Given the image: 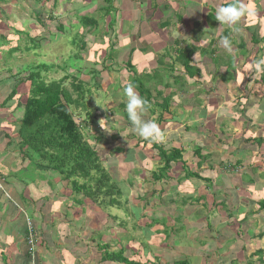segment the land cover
<instances>
[{"label": "rangeland", "instance_id": "1", "mask_svg": "<svg viewBox=\"0 0 264 264\" xmlns=\"http://www.w3.org/2000/svg\"><path fill=\"white\" fill-rule=\"evenodd\" d=\"M193 1L195 0H184L185 3L189 4H194ZM148 2L146 0H50L48 4L47 0H4V4L0 5V9L4 13L3 16L0 15V18L5 21V25L2 27L4 29L3 32L9 39H15V46H18L19 50H22L15 52L12 56L6 53L0 62L1 70L6 72L7 68L13 69L16 78H19L21 76H26L28 72L32 70V67L34 69L35 66L46 63L50 65V68L44 70L41 75L46 82L61 80L67 76L65 85L71 91H73L72 83H77V81H83L85 84L87 83L88 86L85 88L87 89L89 87L90 89V92L86 93V98L88 99V104H91L93 110L92 116H95V123L86 126L85 130L89 131L87 135L89 140L94 142L95 146L99 148L104 166L113 176V180L117 182L120 188L123 187V189H121L124 193L122 197L120 196L122 207H97L96 205L94 206L95 209L92 208L93 210H91V212H87L85 207L83 208L77 203V200L80 198L84 199L85 197L83 194L77 195L68 181L65 183L62 190L59 189L60 192L64 191L65 195H70L72 197L69 201L71 210H69L70 215H68V218H72L71 226L73 230L83 226V231L85 233V235L83 234V238L86 235L95 237V233L91 236V231L100 223L99 221H101L105 225L107 223H109V225L114 223L113 225L119 226L118 235L120 238H126L124 242H126L127 238L131 239L129 242H139L140 238L145 239L142 226L140 224L138 225L140 220L133 212L130 215L127 214V210L131 211L133 209L134 203L136 202L133 196L137 197L136 193L142 194L147 192V195H149L150 201L146 203L147 205L143 214L151 216L153 219L150 220V223L155 224V216L160 218L164 215L163 212L167 211V206L159 200V195L168 194V190L169 194L175 197H177V195H179L178 197L183 195L189 196L193 189L196 195L200 194L201 191V195H206L209 190L207 189V185H210L211 187L213 186L210 190L209 196L211 197L208 202L209 204L207 203L210 206L212 205V196H224L225 193L222 192L221 189L227 187L224 179L218 178L217 182H212V180L216 177H220L219 173L221 172L223 174L237 172L236 169L230 168V170H227L219 166L220 170L211 174L212 170H216L214 159H212V169L209 170L204 168L194 171L199 176L190 182L193 184L188 185L190 187L180 183L177 179H174L175 182H173L171 181L172 178H169L162 182H155L154 188H157V192L155 195H151V186L146 182L153 181L152 170H157L159 157L157 155V150L151 149L150 146L152 144H150L149 147L139 145L140 138L138 136H132V134H136L133 133L132 127L128 124L124 116V109L120 107V104L125 103L126 100L123 96V89L129 83L132 84L131 76L134 75L133 71L126 66V61L128 60L131 48H134L135 57L137 58L134 64L135 69H137L135 73L138 75L146 72L151 73L154 71L155 65L158 64L161 67V63L157 60L159 56L165 52H168L170 56L169 60H174L175 56L171 57L172 54L174 55L176 48L173 39L175 38L174 36L181 35L179 31L181 26H179L178 29L173 28V25H179L177 20L181 19L183 25L182 33L184 38H188V42H191L193 39L190 30L194 28L187 18H180L181 16L178 15V11H174V9H169L168 11L160 9V11H156L154 6L158 5L155 4L153 6L150 1ZM52 5H55V8L52 7ZM107 6H112L110 13L106 12ZM51 12L53 19H51ZM180 12H183L182 8H180ZM176 13L177 19H175V21L174 15H176ZM80 15L95 17L99 25L97 27H84L81 24ZM149 15L152 17L149 18ZM172 18L174 20L171 22L172 24H170L172 28L169 27L170 30H172L171 32H173L172 37H150L149 42H147L145 41L146 37L144 35L141 38L136 36L132 28L142 24L140 27L142 30L146 27V21L153 30H157L159 25L158 23L156 25L155 22L170 20ZM40 20L42 23H40ZM62 20H66V23H64L68 30L64 33L57 31L55 26L58 21ZM202 23L204 25L202 27L200 25L197 26V31H204L206 30L204 28L208 27L206 20L203 18ZM243 30L245 34L250 33L247 27L243 28ZM222 32L223 29L218 27L214 31L212 30L211 32L205 33L200 44L207 50L209 43L206 41L215 40L218 38L217 36H221ZM29 34L33 36V39ZM245 34L230 35V39L233 38L237 42L236 44H232L231 53L233 52V48L236 50L242 49V54L246 56V58H244L245 65L242 66V68L246 66L244 70L237 71L236 67L238 64L237 59L241 53H228L219 42L215 45L216 56L219 59L217 60L216 58L215 60L216 66L212 64V57H206V55L200 57L197 55L198 57L195 56V63L201 68V72L195 78V81L188 78L187 74L180 72L183 76V80L185 79L187 82L184 80V85L182 89H180L182 90V94H180L176 102H173L171 109H175L178 112L182 111L181 113H183L184 120L187 121V124H191L194 131H198V135H196L194 139H186L189 133L185 137V131L181 128L182 122H176L174 119L171 120V115L166 114L165 121L158 123L157 118L158 114L162 112L161 107L157 108L158 114L152 115L151 112L153 111L149 109L144 117L145 119L154 120L159 125L164 135V140L160 143L165 149L172 150V148L180 147L182 143V148L184 149L183 155L185 159H187V167L190 169L194 168L192 165V156H197L195 155V150L199 148L202 149V156L200 158L197 156V158L201 159L199 160L202 163L201 166L206 162L208 163L209 158H214L215 155L221 158L232 159L231 156L234 150L230 151L229 147L233 146L234 143L227 141L230 139V133V137H234L232 133L235 128H244V130H246L244 133L246 137H249L247 134L260 136V133H257V131L259 129L264 130L263 123L262 127L259 125L257 126L254 122V124H251L252 110L255 112L257 109L259 112L257 116H259L260 121L264 119V88L262 87L264 85V79H262V76L264 78V71L261 75L257 74V71H253L254 62H252V58H250V56L248 57L243 52L244 49L239 42L247 41V38L243 37ZM0 37V44L3 45L6 39L3 36ZM81 38H84L86 42L85 48H82ZM167 38H170L171 41H168ZM34 39L37 40L36 43H38V41L41 42L40 47H35L27 51L28 49L26 46L33 48L36 45L32 42ZM158 40H166V42H160ZM249 46L252 47V44L249 43ZM112 49L116 50L113 53L114 59H108L107 53L109 54ZM257 51V49L251 50L250 54L259 53ZM229 54H231L229 57L230 59L226 56ZM241 61H243V59L239 58L240 66ZM171 63L172 62H169V64ZM105 65L109 67L105 68ZM227 65L230 67V70H235L240 74V79L238 81L235 79L237 74H235L234 71V80H229L228 82L224 80ZM252 66L253 68H251ZM178 68L180 71L183 70L181 66H178ZM74 79L76 80L74 81ZM151 85L153 88L158 86L155 81H153ZM153 92L154 94L156 93L154 90ZM164 93L169 94L170 90L164 89ZM76 96L77 94L74 92V97ZM96 101L104 104L107 108L97 104ZM215 106L218 108L220 107L219 110H221V113H218L216 110V114H213ZM78 111L76 109V113L81 116L80 118L84 119L86 117V112L80 109ZM260 111L262 112L260 113ZM101 119H104L103 123L108 132L106 129L101 128L99 123ZM191 120H196V122H191ZM223 123L227 126H224ZM193 125H195V127H193ZM179 128L183 131L182 139L186 148L183 147V142L180 143L172 138L169 140L171 135L174 136V132L179 130ZM228 128L231 129L228 130ZM165 129H167L166 132ZM121 133H123V135ZM101 134L103 135L102 140L100 142L95 141V135ZM262 145H264V143L258 144L260 148ZM248 146L251 147L252 145L249 143ZM117 147H123L124 150L117 151ZM216 147L222 149V152ZM254 147H256V145ZM132 148L134 149L133 152L130 151ZM127 150L129 151L127 152ZM203 150L208 153L205 154ZM208 150H211L212 153ZM262 152L263 151L259 152L256 156L262 155ZM250 156L254 157L255 155L250 154ZM131 158L132 160H130ZM230 159L226 161L227 164H225V167L230 164L234 165L230 162ZM29 161L30 163L27 169H34V162L31 160ZM181 166V163L174 165L170 174L174 175L173 177L179 178L180 173H184V169H182L183 167ZM42 172H46V174H44L47 176V178L43 179L44 184L51 182L59 186V183H64L63 177L59 172L48 173L44 170H42ZM248 172L255 177L258 176L253 166L251 169L248 168ZM27 175L33 177V172L31 171ZM209 175V181L208 179L204 180V177ZM40 181V179H37L38 183H40ZM185 181L187 180L184 179L183 182ZM242 183H246V180H243ZM230 186L234 188L232 192L234 194H237V192L243 194V192L249 189L246 184L242 187H236L232 184ZM213 189L219 192L214 194ZM141 191L142 193H140ZM45 193L47 194V191H45ZM254 195L257 196L254 198H264V187L258 189ZM180 200L181 199H178V201ZM135 204L141 207L144 205L143 202H136ZM213 205H215V203H213ZM237 205L238 204L235 203V207ZM257 207L258 204H249L247 206V213L253 212L255 214L254 211ZM259 209H262L260 203ZM54 210L55 209H53V211ZM228 213H230V210H228ZM256 215L257 214H255V216ZM85 216H88V219H86ZM250 216H252V213H250ZM27 217V219L31 220L33 223L37 218L32 213L29 214V216L27 215ZM161 221V223H167L166 219ZM261 221H264V218L261 219ZM233 226L235 227V225H232V227ZM171 229V227H163L160 231H156L155 229V242H158L160 237L162 244H165L167 235L170 234ZM173 231L176 233V229ZM110 251H112V249H110ZM173 253L174 252H169L168 258H170ZM172 258L174 257L172 256ZM172 258L168 259V262H172ZM159 263V260L149 262V264Z\"/></svg>", "mask_w": 264, "mask_h": 264}, {"label": "crops", "instance_id": "2", "mask_svg": "<svg viewBox=\"0 0 264 264\" xmlns=\"http://www.w3.org/2000/svg\"><path fill=\"white\" fill-rule=\"evenodd\" d=\"M146 1H150L153 6L157 4L158 6H154L156 11H160V9L164 11L174 9V11L179 12L178 15L181 16L180 18H187L194 28L190 30V34L193 37L191 42L196 43V45L202 42L205 33L211 32L212 30L214 31L218 27H221L223 32L221 36H217L218 38L215 39L217 40L216 43H219L224 36L230 38L231 34H245L243 28L247 27L250 33L243 36L247 38V41L239 42V44L246 45L243 52L248 57L250 56V58H252L254 66L259 60L264 59V35H261V33L264 32V0H245V3L251 6L252 13L245 17L240 25H238V31L220 26L219 22L214 17L216 9L228 3L229 0H195L193 1L194 4L185 3L184 0ZM2 4H4V2H0V5ZM180 8L183 9L182 13L180 12ZM0 12V15L3 16L4 13L1 9ZM148 17L151 18L152 16L149 15ZM174 17V20L177 19V13ZM202 18L206 20L208 27L204 28L206 29L204 31H197V26L200 25L202 27L204 25L202 23ZM174 20L172 18L170 20L155 22L156 25L157 23L159 25V27L156 26L158 28L157 30H153L146 21V27L142 30L140 29L142 24L132 28L136 36L141 38L144 35L146 37L145 41L149 42L150 37H172L173 32H171L172 30H170L169 27H171L170 24H172L171 22ZM177 22L179 25H173V28L178 29V27L181 26L179 29L181 35L174 36L175 38L173 41L186 40L188 42V38H184L182 33L183 25L181 19H178ZM2 24L5 25V21L0 18V26ZM167 40L171 41L170 38H167ZM212 40L206 42L211 43ZM230 40L232 44L237 43L233 38ZM158 41L166 42V40ZM216 43L212 47H208V53L204 50L206 54H203L204 52H198L195 56L198 55L201 57L202 55H206V57H212V64L216 66ZM249 43L252 44V47L249 46ZM1 45L2 44H0V46ZM255 49H257L259 53L251 55L250 51ZM241 51L242 49L236 50L233 48L232 52L241 53L237 59V71H242L246 67L242 68V66L245 65L244 58H246V56L243 55ZM6 53L8 55V52L5 50L3 54H0V62ZM231 54L226 56L229 58ZM173 56H175V53L174 55L172 54L171 57ZM239 58L243 59V61H241V66L239 65ZM226 67V70L224 68L225 73L230 69L228 65ZM251 68H253V66ZM231 71L238 74L235 70L231 69ZM263 71L264 70L256 73L261 75ZM11 73L14 74L13 69H11L10 73L0 69V264H120L118 261L104 262V260H102V255L98 251V245L105 243L110 245L112 251L124 247L127 249L125 256L135 261H140L141 264H143L142 261L145 262L148 258L153 261L159 260V264H264V221H261V219L264 218V209H259V203L261 204L264 198H254L257 197L254 195L255 192L264 187V145L260 148L258 146L259 142H256L258 139L264 138V130L259 129L257 131V133H260V136L247 134L249 137H246V134H244L246 130H244V128H235L232 133L234 137L231 138L230 133V139L227 141L234 143L233 146L229 147L230 151L234 150L233 154L231 153L232 159L221 158L216 155L214 158L209 156L208 163H204L203 166H197L200 159H198L197 156H192V165L194 168L191 170L193 171L204 168L209 170L212 169V159H214L216 170H212L211 174L220 170L219 166L225 169V164H227L226 161H228V159H230L232 164L239 166H230L229 169H227L236 168V173H228V175L227 173L223 174L221 172L219 173L220 177H216L212 180V182H217L218 178L224 179L227 185L226 188L229 189L227 190L224 187L221 189L222 192L225 193L224 196H212V205L209 206L208 202L211 197L209 196L210 190L213 186L207 185V189L209 190L206 195H201L202 191L200 194L196 195L193 189L189 196L183 195L178 197L179 195H177V197H175L169 194L167 190L168 194L159 195V200L167 206V211L163 212L164 215L160 218L155 216L156 223L152 224L150 220L153 218L143 214L147 205L146 203H149V201L146 202L149 196L148 199L133 196L134 201L138 203L143 202L144 205L141 207L135 204V202L133 209L131 211L127 210V214L130 215L133 212L140 220L138 225L140 224L142 226L145 239L140 238L139 242H129L131 239L127 238L126 242H124L126 238H120L118 235L119 226L113 225L114 223H111V225L107 223L105 225L101 221H99L100 223L91 231L92 234L90 232L91 236L95 233V237L86 235L83 238V234L85 235L83 226L73 230L71 226L72 218H68V215H70L69 210H71L69 201L72 197L70 195H65L64 191H59V189L62 190L64 188L67 181L63 179L64 183H59V186L51 182L44 184L43 179L47 178L45 175L46 172L37 169L36 165L34 169L28 170L30 159L25 160L19 151L18 134L23 116V107L20 102L21 96L18 95L9 100L6 104H3L4 100L18 83L17 79H13V74ZM193 81H195V79ZM262 87L264 88V85ZM174 101L176 102L177 99ZM219 108L215 106L213 114H216V110L218 113H221ZM171 111L173 112L171 114L172 119L176 122H182L181 128L185 131V137L189 133L186 139H194V137L198 135V131H194L192 125L187 124V121L184 120L183 113H181L182 111L180 110L181 112H178L175 109H171ZM261 112L262 111H260V113ZM156 113L158 114V110L152 115ZM251 114V124L255 123L257 126L259 125L262 127L264 119L263 121L259 120V116H257L259 112L257 109L255 112L252 110ZM191 122L195 123L196 120H191ZM193 127H195V125H193ZM181 128L174 132L175 135H171L169 140L172 138L180 143L183 142V131ZM230 129L231 128H228V130ZM166 131L167 129H165V132ZM249 143L252 145L251 147L248 146ZM255 145L256 147H254ZM180 147H182V143ZM183 147L186 148L184 142ZM218 149L222 152V149ZM204 151L205 150H203V152ZM208 151L212 153L211 150ZM261 151H263L262 155L256 156ZM204 153L207 154L208 152L206 151ZM250 154L255 156L252 157ZM252 166L258 175L256 177L248 172V168L251 169ZM31 171L33 172V177L27 175ZM47 172L54 173L55 171ZM180 175L179 178L172 177L171 181L175 182L174 179H177L180 183L190 187L188 185L192 184L190 182L196 178V176L188 179L186 178L187 181H185V183L183 182L184 173H180ZM210 175L204 177V180L208 179L209 181ZM37 179L41 180L40 183L37 182ZM243 180H246V183H242ZM231 184L236 187H242L246 184L249 189L243 192V194H239V192L234 194L232 193L234 188H231ZM213 190L214 194L219 192L215 189ZM45 191H47V194ZM178 199L181 200L178 201ZM213 203H215V205H213ZM235 203L238 204L236 207ZM252 203L258 204L257 209L254 211L255 214H257L256 216L253 212L247 213V206ZM53 209L55 210L53 211ZM85 210L87 211L86 207ZM228 210H230V213H228ZM31 213L37 217L34 221L36 233L41 240V244L40 246L38 245V250L30 256L27 250L25 234L28 225L27 215L29 216ZM250 213H252V216H250ZM85 218L88 219V216H85ZM165 219L167 223H161V220ZM232 225H235V227H232ZM163 227L172 228L170 234L167 235L165 244H162L160 237L159 241L155 242L156 235L154 230L160 231ZM236 228L239 229L237 230ZM174 229H176V233L173 231ZM169 252H174L172 254L174 258H172V256L170 257L172 258V262H168V259H170L168 258Z\"/></svg>", "mask_w": 264, "mask_h": 264}, {"label": "trees", "instance_id": "3", "mask_svg": "<svg viewBox=\"0 0 264 264\" xmlns=\"http://www.w3.org/2000/svg\"><path fill=\"white\" fill-rule=\"evenodd\" d=\"M0 2L3 3L4 0H0ZM49 2L50 0H47L48 4ZM52 7L55 8V5H52ZM111 7H106L107 13H110L112 10ZM51 19H53L52 12ZM80 19L84 27H97L99 25L95 17L80 15ZM62 21H58L55 26L57 31L64 33L68 30L65 25L66 20ZM40 23H42L41 20ZM1 26L3 27L4 25L2 24ZM1 26L0 36H3L6 40L3 42V45L0 46V54H3V52H5L4 50H6L8 54L12 56L15 52L22 51L19 50L18 46H15V39L11 40L5 35L3 32L4 29L1 28ZM29 35L33 39V36L31 34ZM216 41L217 40H212V42L209 43V47H212ZM32 42L36 45L33 48L26 46L28 49L27 51L35 47H40L41 45L39 41L36 43V39ZM81 42L82 48H85L86 42L84 38H81ZM174 43L176 45L174 60H169V54L165 52L160 55L157 60L161 63V67L158 64L155 65L154 71L151 73L146 72L141 75L135 73L137 69H135L134 64L137 58L135 57L134 48H131L128 60L126 61V66L134 73V75L131 76L132 84L137 92L150 102V110L153 111L150 112L153 114L155 111L157 112V108H162V112L158 114V123L165 121L166 114L171 115L173 113L171 111L173 102L182 94V90L180 89H182L186 80H183V76L180 74L181 71H178V66L183 68L182 73L187 74L188 78L191 80H194L201 72V69L195 63V55L198 52L203 53L205 47L201 44L196 45L187 42L186 40H175ZM241 47L245 49L246 45L241 44ZM205 51L208 53V49ZM114 52L115 50L112 49L109 54L107 53L108 59H114ZM206 52L203 54H206ZM217 60L219 59L217 58ZM169 62L172 63L169 64ZM108 67L109 66L105 65V68ZM49 68L50 65L43 63L35 66L34 69L32 67V70H30L27 75L25 74L26 76H21L19 78H16V75L11 73L13 74V79H18V83L9 93L3 104H6L9 100L18 95L21 96L20 102L23 107V116L18 134L20 153L25 160L30 159L33 161L37 169L59 172L63 179L70 183L77 195L83 194L85 197L84 199L80 198L76 200L80 206L87 207V211L91 212V210H93L92 208L96 205L97 207H122L120 196L122 197L124 193L122 191L123 187H121V189L117 182L113 180V176L103 164L99 148L95 146L94 142L89 140L87 136L89 131L85 130L86 126L95 123V116H92L93 110L91 104H88V99L86 98V93L90 92L89 87L87 89L85 88L88 86L87 83L85 84L83 81H77V83L73 82V91H71L65 85L67 76L61 80L46 82L41 75L44 70ZM6 71L10 73L11 69H7ZM235 79L237 81L240 79L239 73ZM262 79H264L263 76ZM75 80L76 79H74V81ZM224 80L227 82L229 80H234L233 72L230 69L226 72ZM153 81H155L158 86L153 88L151 85ZM164 89L170 90V93L165 94ZM153 90L156 91L155 94ZM74 92L77 94L76 97H74ZM120 107L124 109V116L131 126L125 111V103H121ZM76 109L77 111L79 109L81 111L84 110L86 112V117L84 119L80 118L81 116L76 113ZM132 136L137 135L132 134ZM102 137V134L95 135L94 140L100 142ZM256 142L262 144L264 138H260ZM150 144H152L150 146L151 149L157 150V155L159 157L157 170H152L153 181L146 182L151 186V195H155L157 192V188H154L155 182H162L165 179L172 178L174 175L170 174V171L173 169L174 165L178 163H181V167L184 169L183 179L199 176L196 172L187 167V159H185L183 155L184 149L182 147L167 150L161 143H153L141 138L139 139V145L143 147H149ZM116 150L123 151L124 148L117 147ZM128 151L129 150H127V152ZM130 151L133 152L134 149L132 148ZM195 155L200 158L202 156V149L199 148L195 150ZM130 160H132V158ZM201 164V161H199L198 166H201ZM230 166L233 167L234 165L230 164L226 166L225 169H229ZM235 167L239 166L235 164ZM140 193H142V191ZM136 194L138 198L148 199L149 196L147 192ZM148 201H150V199L146 200V202ZM260 205L261 208L264 209V201ZM30 222L32 224V232L27 225L25 240L28 254L31 256L38 250V245L40 246L41 240L36 233L35 222L33 223L31 220ZM32 234L34 235V245H36L34 247L30 242ZM98 247V251L102 255V260H104V262L118 261L120 264H141L140 261H135L125 256L127 249L124 247H120L116 251H110V245L108 243L99 244ZM150 261L153 260L148 259L143 263L149 264Z\"/></svg>", "mask_w": 264, "mask_h": 264}, {"label": "clouds", "instance_id": "4", "mask_svg": "<svg viewBox=\"0 0 264 264\" xmlns=\"http://www.w3.org/2000/svg\"><path fill=\"white\" fill-rule=\"evenodd\" d=\"M251 13L252 8L249 4L245 3V0H229L228 3L216 9L214 17L220 26L238 31V25ZM261 35H264V32ZM220 43L228 53H231L232 42L228 36H224ZM262 70H264V59L259 60L254 66V71L259 72ZM123 96L126 98L125 111L133 133L148 142H163L164 135L159 125L154 120L144 118L151 107L147 98L142 97L131 83L124 87ZM96 102L102 107L107 108L104 104ZM103 121L104 119L100 120V126L107 130ZM121 134L123 135V133Z\"/></svg>", "mask_w": 264, "mask_h": 264}, {"label": "built area", "instance_id": "5", "mask_svg": "<svg viewBox=\"0 0 264 264\" xmlns=\"http://www.w3.org/2000/svg\"><path fill=\"white\" fill-rule=\"evenodd\" d=\"M29 219H27V221H28ZM28 226H29V230L32 232V224H31V222H30V220H29V222H28ZM30 242H31V244L33 245V247L34 246H36V245H34V235L32 234V237L30 238ZM34 249V248H33Z\"/></svg>", "mask_w": 264, "mask_h": 264}]
</instances>
